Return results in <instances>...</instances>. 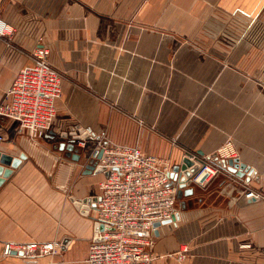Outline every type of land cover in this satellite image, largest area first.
I'll return each mask as SVG.
<instances>
[{"label": "crops", "instance_id": "obj_1", "mask_svg": "<svg viewBox=\"0 0 264 264\" xmlns=\"http://www.w3.org/2000/svg\"><path fill=\"white\" fill-rule=\"evenodd\" d=\"M0 18L13 28L0 34V103L37 46L62 76L44 138L0 115V150L27 154L0 185V264H86L97 209L77 204L100 195L104 173L86 164L105 138L173 164L232 141L237 171L226 159L192 197H177L152 264H264V0H0ZM78 125L101 138L85 139L76 160L59 146ZM248 188L262 197L246 199ZM34 240L62 250L2 253Z\"/></svg>", "mask_w": 264, "mask_h": 264}, {"label": "built area", "instance_id": "obj_2", "mask_svg": "<svg viewBox=\"0 0 264 264\" xmlns=\"http://www.w3.org/2000/svg\"><path fill=\"white\" fill-rule=\"evenodd\" d=\"M12 32L13 28L0 18V34ZM49 54L48 47L37 46L33 61L19 69L0 103V115L18 122L34 141L44 138L52 128L62 94V76L51 65ZM2 140L4 135L0 131ZM79 144L85 146L86 140H80ZM98 149L103 150L98 165L104 166L108 174L99 183L95 219L110 228L98 231V236L91 240L86 264H152L160 226L155 223L171 219L176 211L179 181L173 183L170 175L176 164L165 156L144 151L138 144L101 139L89 157ZM215 153L220 159L238 154L232 141ZM186 156L200 165L196 174L186 180L187 185L204 183L221 168L219 163L211 161L212 154L207 159H198L193 152H187ZM244 197L258 199L262 194L248 188ZM61 250V241L34 240L6 242L2 253L4 256L16 253L35 260L43 255H57Z\"/></svg>", "mask_w": 264, "mask_h": 264}, {"label": "water", "instance_id": "obj_3", "mask_svg": "<svg viewBox=\"0 0 264 264\" xmlns=\"http://www.w3.org/2000/svg\"><path fill=\"white\" fill-rule=\"evenodd\" d=\"M62 136L66 137V141L60 143V148L65 149L67 154L71 156L73 159L79 160L81 158V154L84 152L85 148L81 144H79L80 140L87 138H95L100 139L101 137L92 132L90 128H85L81 126L72 127L68 132H64ZM89 150V149H88ZM103 150L98 149L94 150L92 155L88 158V162L86 164L87 171L90 172H103L105 175L108 174L107 169L104 166L98 165V159L102 156ZM27 158V154L25 152H21L18 156H14L8 152L0 150V185L8 178L14 168L18 167L19 164ZM212 160L219 163L221 166L226 167L227 161L226 159H220L217 154L214 152L212 154ZM235 162V166H228V169L235 172L237 171L236 165L238 159H229V163L233 164ZM199 163L192 160L190 157L186 156L183 158L180 164H176L171 172V177L173 179V183H176L178 180V193L177 197L188 196L192 197L195 194V183L191 185L186 184V180L192 178L194 174L199 170ZM243 168V165L241 166ZM241 173V172H239ZM204 178H202L203 180ZM100 199V196H88L86 198H82L78 201L77 205H83V207L96 206L97 201ZM196 200V198L194 199ZM193 201V200H192ZM189 201L190 203L192 202ZM175 216V215H174ZM174 216L171 219L163 220L162 222H156L155 225H161L164 223L171 222L174 219ZM105 228H110V226H105L100 223H96V230L102 231ZM100 239V238H98ZM67 242V241H66ZM65 243V242H64Z\"/></svg>", "mask_w": 264, "mask_h": 264}]
</instances>
